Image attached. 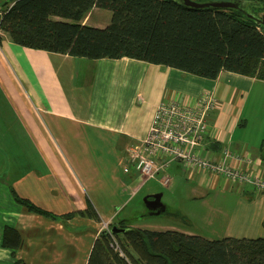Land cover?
I'll list each match as a JSON object with an SVG mask.
<instances>
[{"label": "crops", "instance_id": "obj_1", "mask_svg": "<svg viewBox=\"0 0 264 264\" xmlns=\"http://www.w3.org/2000/svg\"><path fill=\"white\" fill-rule=\"evenodd\" d=\"M8 1L14 0H0V9ZM111 17V11L93 7L82 23L105 27ZM0 37V264H15L16 259L26 264H87L103 222L115 220L97 208L91 195L93 166H85L92 161L78 156L75 146L68 144L66 126L80 133L89 130L100 141L103 137L118 140L120 158L126 161L121 182L135 193L144 181L131 171L135 167L129 150L145 138L156 106L175 98L194 104L209 90L217 105L208 116L205 150L217 160L233 154L227 157L230 165L264 177L260 150L264 80L228 70L207 78L126 56L74 57L20 45L3 30ZM254 118L260 121L255 131L250 127ZM103 142L111 147L110 140ZM169 170H184L195 196L203 197L208 188L218 186L235 191L234 219L256 229L255 234L239 231L226 236H264V191L248 183L212 178L180 161L172 162L159 180L166 176L170 183ZM12 190L57 214L85 210L91 203L100 219L79 214L53 219L31 212L14 199ZM7 224L22 235L15 256L1 244Z\"/></svg>", "mask_w": 264, "mask_h": 264}, {"label": "trees", "instance_id": "obj_2", "mask_svg": "<svg viewBox=\"0 0 264 264\" xmlns=\"http://www.w3.org/2000/svg\"><path fill=\"white\" fill-rule=\"evenodd\" d=\"M9 2L0 17V31L23 46L90 59L126 56L207 78L228 70L264 80V27L249 15L259 14L264 0H250L252 11L191 8L179 0ZM93 7L112 12L108 25L82 23ZM260 150L264 157V140ZM12 192L27 210L53 219L78 214L100 219L91 203L85 210L57 214ZM114 224L124 231H112ZM22 242L16 227L4 226L2 246L15 256ZM15 264L26 263L16 259ZM87 264H264V236L211 239L114 220L109 230L102 229L95 238Z\"/></svg>", "mask_w": 264, "mask_h": 264}, {"label": "rangeland", "instance_id": "obj_3", "mask_svg": "<svg viewBox=\"0 0 264 264\" xmlns=\"http://www.w3.org/2000/svg\"><path fill=\"white\" fill-rule=\"evenodd\" d=\"M249 1L245 0V8L252 11ZM259 126L260 121L257 118H254V121L251 119L250 127L254 131ZM66 130V136H69L68 144L75 146L73 149L78 156L84 155L92 161L85 166H93L91 175L94 178V186L91 188V195L102 215L113 216L116 221L126 220L135 227L154 230L176 229L211 239L223 238L228 232L245 231L255 234L256 228H246L244 223L234 219L238 198L235 191L231 192L225 186H218L214 190L208 188L203 197L195 196L194 184L187 178V173L184 170H169L170 183L163 184L158 175L156 178L143 180V187L132 193L131 189H125L121 182L126 161L120 158L118 140L103 137L100 141V138L89 130H81L80 133V130L75 131L70 126H66ZM85 135L87 137L84 138ZM105 138L111 141V147L103 142ZM114 150L117 157L112 155L115 154ZM131 171L137 170L131 168ZM156 193H162L161 201L165 206L159 213H153L145 201L148 194Z\"/></svg>", "mask_w": 264, "mask_h": 264}, {"label": "built area", "instance_id": "obj_4", "mask_svg": "<svg viewBox=\"0 0 264 264\" xmlns=\"http://www.w3.org/2000/svg\"><path fill=\"white\" fill-rule=\"evenodd\" d=\"M5 8L0 9V17ZM216 105L214 94L205 90L194 104L175 98L163 100L156 106L145 138L129 150L134 167L143 180L156 178L172 162L180 161L189 169L202 171L212 178H222L229 183H248L264 191V177L229 164L227 157H235L233 154L225 153V159L217 160L205 150L208 116ZM161 180L167 184L169 177ZM111 222L104 221L102 228L109 230ZM115 245L118 248L117 242Z\"/></svg>", "mask_w": 264, "mask_h": 264}, {"label": "water", "instance_id": "obj_5", "mask_svg": "<svg viewBox=\"0 0 264 264\" xmlns=\"http://www.w3.org/2000/svg\"><path fill=\"white\" fill-rule=\"evenodd\" d=\"M182 4L187 7L191 8H205V7H212V8H223V9H243V1L242 0H179ZM250 16L254 17L258 24H261L264 27V10L261 16H254L250 14ZM162 193H156L145 197V201L147 206L152 210L153 213H159L164 208L159 209V206L162 203L161 201ZM112 231L120 232L124 231L123 228H117V225L114 224L112 226Z\"/></svg>", "mask_w": 264, "mask_h": 264}, {"label": "flooded vegetation", "instance_id": "obj_6", "mask_svg": "<svg viewBox=\"0 0 264 264\" xmlns=\"http://www.w3.org/2000/svg\"><path fill=\"white\" fill-rule=\"evenodd\" d=\"M243 1V9H245L246 10V8H245V0H242ZM263 10H264V8L259 12V14H257V15H254V16H261L262 15V13H263ZM165 206H164V204H161L160 206H159V209H162V208H164ZM152 211V210H151Z\"/></svg>", "mask_w": 264, "mask_h": 264}]
</instances>
